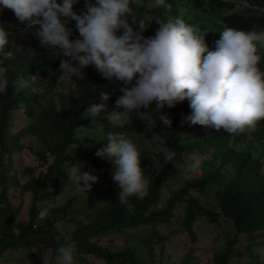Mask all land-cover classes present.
<instances>
[{
    "label": "rangeland",
    "instance_id": "374dc122",
    "mask_svg": "<svg viewBox=\"0 0 264 264\" xmlns=\"http://www.w3.org/2000/svg\"><path fill=\"white\" fill-rule=\"evenodd\" d=\"M153 2L154 0H138L139 5L146 7H151ZM208 4L209 0H206V5ZM173 11L201 32H207L205 41H215L218 38L219 22L216 17L221 11L211 9L202 12L192 8L187 0H176ZM12 25L13 27L5 29L11 33L9 48L15 51L16 55L28 51L32 56L37 51L48 49L50 55L65 57L59 54V49L52 50L41 46L35 29L29 30L25 25L18 23ZM256 31H264V28L258 25ZM259 51L264 52V48ZM67 60L69 63H77L70 57H67ZM51 73L48 70L42 77L38 70H34L25 76L29 91L34 94V102L29 107L31 113L20 106L13 110L9 119L10 139L15 150L9 158H5L10 165L7 196L16 222L26 221L29 217L34 199L32 191L28 188L30 181L42 178L53 161V156L49 153L42 157L39 135L43 133L50 137L56 134L57 127L53 119L55 117L51 111L61 120L66 118L65 115L71 110L77 92V78L60 71L53 79ZM101 103L106 104V109L96 115L101 121L98 120L99 123L89 128H77V138L66 150L64 159L65 174L66 169L71 164H76L78 158L87 154L94 156L98 167L97 181L88 191H77L75 185L67 181L65 174L58 178L55 184L49 182L35 199L39 210L62 207L75 192L70 204L72 214L62 211L57 213L60 218L56 225L63 236H69L75 228L76 223L69 219L71 215L77 223H85L90 216L108 206L114 197L111 194L117 187L112 179L114 165L107 156L96 155L107 143L109 132L114 135L122 133L125 138H130L136 144L141 153L142 171L148 183L151 175L160 169L157 154L167 152L162 140L154 132L155 120L148 112L141 109L139 116L133 112L129 114V120L123 127L113 126L106 119V115L114 109L108 101L101 100V95L89 103V108ZM186 117L179 123V135L181 142L191 144L192 149L185 154L186 165L182 171L162 184L158 202V207H163L173 193L189 186L185 199L175 205L173 215L166 222L144 224L124 230L111 229L93 240L113 251L136 248L138 253L145 255L149 264H213L215 254L224 250L232 240V250L229 254L231 264H264L262 230L255 233L263 234L250 238L246 233L235 235V226L230 218L220 215L211 220L201 212L207 208L220 212V192L228 186L240 191L244 198L254 201V194L260 188L259 181L264 180V131L260 136L246 134L240 140L232 136L226 144L214 147L211 138L199 136L202 126L187 122ZM135 118L141 123L139 131L130 130ZM103 119L105 123L102 122ZM31 126H34L33 129H30ZM55 138L57 139V136ZM204 143L210 145L204 148ZM197 160L199 167L195 171L185 170L187 165ZM245 160L255 163L252 173L240 167ZM195 181H203L204 185L196 188L192 186ZM147 191L148 186L146 193ZM190 201L195 202L191 207ZM41 219L36 218L35 223ZM28 253L26 255L22 248L3 249L0 253V264H59L57 254L45 242L37 241L31 244ZM75 264L105 263L93 255L75 254Z\"/></svg>",
    "mask_w": 264,
    "mask_h": 264
},
{
    "label": "clouds",
    "instance_id": "9594fccd",
    "mask_svg": "<svg viewBox=\"0 0 264 264\" xmlns=\"http://www.w3.org/2000/svg\"><path fill=\"white\" fill-rule=\"evenodd\" d=\"M78 0H0V12L7 9L27 29H35L41 46L70 57L75 64L62 60L60 69L77 79L81 71L94 65L109 81L115 79L125 85L116 100V108L106 119L113 126L123 127L129 114L139 116L141 109L155 105L159 121L171 128L172 120L162 109L189 101L191 115L185 119L229 135L252 133L264 120V71L259 65V49L264 48V31L239 30L231 27L221 31L215 50H209L205 35L183 19H156L154 36L143 33L152 22L138 17V0H85L86 11L77 14L73 8ZM135 5L136 7H133ZM247 6V5H246ZM153 8L171 6L165 0H154ZM76 22L79 38L70 39L69 21ZM134 24L138 30L130 25ZM11 33L0 27V93L8 87L5 61L12 58L9 50ZM138 77V78H137ZM20 89L28 86L22 77L15 82ZM35 92V89H33ZM109 95L101 92V100ZM106 109V104L93 105L87 114L95 117ZM107 143L96 155L107 156L114 165L112 179L120 189L118 202L126 205L130 197L142 199L148 180L141 167V153L136 144L121 134L109 132ZM172 151L165 153V162L172 163ZM176 167L175 164H173ZM199 161L186 166L195 171ZM67 181L77 191L89 190L97 177L71 164L66 169ZM46 209L38 213L46 215ZM76 245L70 240L57 249L59 264H75Z\"/></svg>",
    "mask_w": 264,
    "mask_h": 264
},
{
    "label": "trees",
    "instance_id": "16d2710c",
    "mask_svg": "<svg viewBox=\"0 0 264 264\" xmlns=\"http://www.w3.org/2000/svg\"><path fill=\"white\" fill-rule=\"evenodd\" d=\"M176 0H165L166 4L171 7L165 9L163 7L153 8L139 5L138 17L145 16L149 22H152L148 29L143 33L145 37L155 35L158 29V24L155 20L161 19L164 21L175 20L179 18L173 11L174 3ZM62 2V0H58ZM94 4L95 0H91ZM251 4H257L264 7V0H250ZM187 3L194 9L202 12H207L211 9L221 11L217 15L219 22L218 38L215 41H205L209 50H215V42L220 39L221 31L224 28L231 27L239 30H257L258 25L264 28V14L257 12L251 8H240L238 0H209L206 5V0H187ZM133 7H136L133 5ZM73 10L77 14H82L86 11L85 0H78L74 5ZM183 19V18H181ZM187 24L191 25L186 19H183ZM21 23L17 20L14 13L10 10H3L0 12V27L11 28L12 24ZM130 25L134 30L138 27L134 24ZM23 25V24H22ZM67 27L71 31L70 39L75 40L79 38V32L76 29V22L69 21ZM12 51L13 56L11 59L5 61L7 67L6 76L8 79V87L3 95H0V253L3 249L22 248L28 255L31 244L37 241L45 242L54 253L57 254V249L60 245L64 244L66 240H70L76 245L75 254H88L100 258L105 264H149L145 259V255L138 253L136 248H129L124 250H109L96 243L93 238L99 236L101 233L111 230H124L128 228H136L140 225L151 224L155 222H166L173 215L175 205L185 199L188 194V187L185 186L173 193L166 201L163 207H158V202L161 195V186L164 181L173 179L178 173L182 171L185 163V154L192 149L191 144H183L179 135V123L182 118L191 115L189 101L186 99L183 102H178L174 107L168 108L165 106L162 112L167 114L169 119L172 120L171 128H166L161 121H159V113L153 104L150 109H143L148 112L155 120L156 126L154 132L162 140L163 146L166 147L167 152H174L175 158L172 163L165 162V153L160 152L157 154V160L160 169L156 174H152L149 178L148 191L142 199L133 196L130 197L126 205L118 202V193L120 189L115 188L111 192L113 199L109 202L108 206L100 209L96 214L90 216L89 220L85 223H77L71 215L69 219L75 222V228L69 236H63L56 225L60 218L58 212H67L72 214L70 204L74 198L75 192L68 199L62 207L46 208V215L35 223L36 218H39V209L35 204V199L41 189H43L49 182L55 184L57 179L65 176L64 174V159L66 150L76 140V131L78 127L93 126L101 121L97 116L93 117L88 115L89 103L101 92L109 95V105L117 111L123 109L116 108V100L122 95L120 89L125 85L118 80H111L104 78L102 74L96 69L94 65H89L83 68L84 76L82 79L76 80V96L73 100V106L65 115L63 120L56 117L53 113V118L56 123V134L45 136L43 133L39 135L41 142V152L43 156L49 153L53 156V161L47 167L46 174L34 181H30L28 188L33 193V201L30 206L29 217L26 221L16 222L14 220L12 209L8 196V170L10 165L5 158H9L15 148L10 139V123L9 119L14 109L22 106L28 113H31L29 107L33 104L34 94H31L28 86L18 89L15 82L21 77L25 80L28 73L38 70L42 77L50 70L53 79L57 77L62 60H67V57H56L50 55L49 51H37L32 56L27 52L19 53L16 55ZM261 56L260 69L264 71V52L259 51ZM33 93V92H32ZM99 120V121H98ZM105 123V120L102 121ZM34 127V126H33ZM31 126L30 129H33ZM130 130L139 131L141 128L140 120L135 118L132 120ZM264 131V120L260 121L257 129L252 133H242L239 135H229L223 129L216 131L212 128L202 126L199 136L211 138L212 146H221L228 142L230 137L236 140L242 139L246 134L260 136ZM57 136V139L55 138ZM104 145V144H103ZM210 145V144H209ZM203 144L202 147L209 146ZM43 150V151H42ZM39 151V153H40ZM78 166L81 170H85L94 176L98 174V167L94 156L83 155L78 158ZM176 165V167L173 166ZM240 167L246 171L253 172L255 163L245 160L241 163ZM260 188L256 191L255 199L244 198L240 191L231 186L225 187L220 192V212L211 209H202V214L206 215L211 220L217 219L220 215L230 218L235 226V235L246 233L248 238L254 237L258 230L264 232V180L259 181ZM204 182H193L192 186L199 188L203 186ZM192 202V203H191ZM190 201V207L194 204ZM193 214V213H192ZM65 215V214H64ZM35 223V224H34ZM235 240V239H233ZM233 241L230 240L225 249L215 254L213 257V264H231L229 262V254L232 250Z\"/></svg>",
    "mask_w": 264,
    "mask_h": 264
},
{
    "label": "built area",
    "instance_id": "2783aa9c",
    "mask_svg": "<svg viewBox=\"0 0 264 264\" xmlns=\"http://www.w3.org/2000/svg\"><path fill=\"white\" fill-rule=\"evenodd\" d=\"M240 8H251L264 14V7L257 4H251L250 0H238ZM247 5V6H246Z\"/></svg>",
    "mask_w": 264,
    "mask_h": 264
}]
</instances>
